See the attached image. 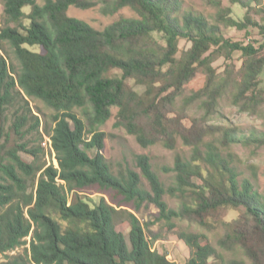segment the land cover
Listing matches in <instances>:
<instances>
[{"label": "trees", "instance_id": "trees-1", "mask_svg": "<svg viewBox=\"0 0 264 264\" xmlns=\"http://www.w3.org/2000/svg\"><path fill=\"white\" fill-rule=\"evenodd\" d=\"M100 1L105 14L127 8L135 18L121 17L98 31L67 15L70 7H94L95 0H45L41 6L36 0H3L0 120L10 121L18 135L28 127L26 134L38 133L41 142V121L29 101L51 110L43 132L57 167L40 163L41 143L30 147L28 142L0 164V264H176L153 249L139 219L124 209L137 211L144 202L156 206L168 230L175 228L173 221L206 230L223 225L216 246L232 258L226 260L200 234L178 231L189 250L185 264H264V199L249 181L239 180L233 157L223 154L236 144L259 149L264 134L240 137L231 127L206 124L226 95L249 115L264 102L259 81L264 39L233 42L219 27L248 37L254 28L264 38V23L251 17L262 12L264 0H227L246 10L242 21L231 18L221 0H208L217 11L213 24L182 13L180 0ZM179 40L190 43L189 49L180 51ZM235 52L241 59L238 71L227 65L218 72L214 62L229 63ZM198 74L204 77L202 87L186 96L185 87ZM128 81L144 92L136 93ZM195 104L203 111L200 118L186 115ZM112 109L114 128L141 148L161 144L174 150L177 139L189 148V159L174 156L168 170L174 173L172 187L164 188L146 156H136V164L150 192L135 172L111 170L100 128ZM18 152L32 161H23ZM91 190L111 193L120 204L103 196L87 198ZM165 195L178 202L177 209L168 208ZM228 210H241L233 223L221 221ZM122 224L127 238L117 228Z\"/></svg>", "mask_w": 264, "mask_h": 264}, {"label": "rangeland", "instance_id": "rangeland-1", "mask_svg": "<svg viewBox=\"0 0 264 264\" xmlns=\"http://www.w3.org/2000/svg\"><path fill=\"white\" fill-rule=\"evenodd\" d=\"M45 0H36L38 5H43ZM181 1V12L192 13L194 15H200L206 19L210 24L215 23L216 9L208 2V0H180ZM96 5L88 9H78L70 7L67 11V15L71 18L81 20L92 28L102 31L119 18H135L133 12L129 9L124 8L119 10L115 14L104 13V3L100 0H95ZM221 3L225 7L231 9L230 17L235 21H242L246 16L247 12L245 9L238 5H230L227 0H221ZM259 15H251L253 19L258 23H264V8ZM25 14L29 13V7L23 9ZM23 24H27V20L22 21ZM4 16H3V0H0V29L4 27ZM12 26V25H10ZM221 33L225 39L233 42H240L243 44L249 41L262 42L263 37L258 35V32L254 28L248 29L250 37L245 35V32H238L234 28L224 27L219 25ZM6 47L5 45H0ZM190 47V43L179 40L178 49L180 51H186ZM33 51H38V48H30ZM232 66L234 72H237L241 66L240 54L235 52L232 56V61L225 63L221 58L214 62V67L218 72L222 73L225 67ZM260 87L264 90V68L259 77ZM204 83V77L198 74L186 87L185 95L188 96L192 91H195L202 87ZM127 84L133 88V90L142 94L144 87L135 85L132 81H128ZM29 106L33 114L37 115L41 121L39 129L40 135H42L41 142L39 141L38 133L31 132L26 134L29 128L27 127L21 135L10 129L11 122L0 120V164H5L9 159L8 153L13 149H17L18 146L29 144L30 147H37L39 143H42L43 137H46L43 132V126L49 121V117L52 114L51 110L46 108L42 103L38 101H29ZM116 109H112L111 118L108 122L100 128V131L105 134L104 149L102 154L109 164L113 172L124 171L125 169L131 170L139 175L141 182L143 183L144 189L150 192V188L146 180L141 175V170L136 164V156H146L149 160L153 172L156 173L160 182L164 188L172 187L174 185V173L168 170L173 167L174 156L179 154L186 159H189L190 150L184 147L180 140H176L175 149L167 150L161 144H156L148 148H141L132 136L127 135L122 129L114 128ZM189 117L200 118L203 115V111L199 109L197 104L193 105L186 114ZM10 117V116H9ZM10 119H12L10 117ZM207 125H215L225 128H233L237 136H249V135H261L264 134V102L259 106L256 115H249L245 112H240L237 107L233 106L229 100V95L224 96L219 100L217 110L211 119L206 122ZM234 136H236L234 134ZM48 142L45 140V150L43 155L40 156V163L46 167L53 165L57 167V163L54 159V155L48 151ZM224 155L232 156L234 164L237 166L239 173V180L249 181L255 190L264 199V146L259 149L253 147L245 148L239 144L230 146L229 149L223 150ZM18 156L25 162L30 163L32 158L23 153L18 152ZM192 181L196 184L201 182L193 178ZM1 182V180H0ZM87 198L94 201L101 196L108 202L113 203L115 206L120 204V199H117L111 193H104L99 195L94 190L87 191ZM163 201L167 204L170 209H177L178 202L168 195L163 196ZM129 212H132L140 221L145 228V234L147 238L153 242V249L159 253L165 254L167 258L176 264H185L189 257L188 248L182 243L176 236L178 231H188L197 233L202 236V241L211 244L219 252L223 253L224 258L229 260L232 256L229 253L221 251L217 246V240L222 236L224 228L222 224H219L214 230H206L195 225H191L185 221H173L175 228L168 230L167 225L164 221L160 220L159 211L153 203L144 202L137 211H134L131 207H124ZM241 210H228L222 213L221 221L223 223L235 222ZM118 230L122 231L127 238L128 229L125 224L119 225ZM29 241V238L26 239ZM17 249L15 253H22L23 249ZM238 258H242L240 255ZM1 260V259H0ZM213 263V261H210Z\"/></svg>", "mask_w": 264, "mask_h": 264}, {"label": "built area", "instance_id": "built-area-1", "mask_svg": "<svg viewBox=\"0 0 264 264\" xmlns=\"http://www.w3.org/2000/svg\"><path fill=\"white\" fill-rule=\"evenodd\" d=\"M45 140H46V137H43V141L41 143V147H42L43 150L46 151V149H45Z\"/></svg>", "mask_w": 264, "mask_h": 264}]
</instances>
